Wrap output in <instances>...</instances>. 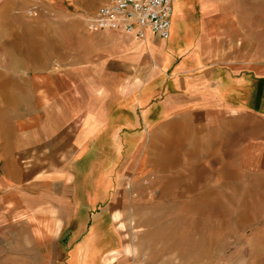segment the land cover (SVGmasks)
<instances>
[{
	"label": "crops",
	"instance_id": "1",
	"mask_svg": "<svg viewBox=\"0 0 264 264\" xmlns=\"http://www.w3.org/2000/svg\"><path fill=\"white\" fill-rule=\"evenodd\" d=\"M236 1L200 0L198 32L178 38L173 7L161 39L88 30L101 0H44L25 22L0 0V219L49 241L61 218L54 264H134L115 225L128 171L232 170L244 143L263 166L264 65L228 60Z\"/></svg>",
	"mask_w": 264,
	"mask_h": 264
},
{
	"label": "rangeland",
	"instance_id": "2",
	"mask_svg": "<svg viewBox=\"0 0 264 264\" xmlns=\"http://www.w3.org/2000/svg\"><path fill=\"white\" fill-rule=\"evenodd\" d=\"M173 1L172 35L197 33L200 0ZM30 3L20 0L21 22L37 17L22 14ZM241 4V17L231 29L237 36L236 50L228 52V60L240 49L244 68L264 65V0H241ZM246 124L244 119L243 127ZM240 126L228 123L227 128ZM185 128L183 124L180 136ZM241 134L244 139L250 136L246 130ZM259 135H264L261 128ZM227 147L232 152L234 145ZM251 151L244 143L241 156L231 153L232 170L226 171L202 172L192 164L188 171L182 169L189 167L185 163L175 172L170 161L161 172L128 171L126 180L133 181L118 182L114 189L125 196V214H115L122 254L134 264H264V165ZM51 220L50 239L42 241V235H31L32 239L21 234L18 219H0V264H54L56 231L63 220ZM39 221L33 220L32 231L38 230Z\"/></svg>",
	"mask_w": 264,
	"mask_h": 264
},
{
	"label": "built area",
	"instance_id": "3",
	"mask_svg": "<svg viewBox=\"0 0 264 264\" xmlns=\"http://www.w3.org/2000/svg\"><path fill=\"white\" fill-rule=\"evenodd\" d=\"M44 0H32L25 10L36 15ZM172 16V0H101L97 10L87 19L90 31H114L143 38L147 31L168 39Z\"/></svg>",
	"mask_w": 264,
	"mask_h": 264
}]
</instances>
